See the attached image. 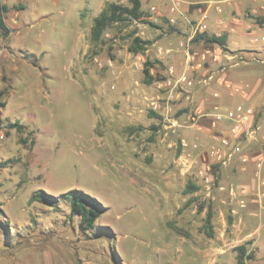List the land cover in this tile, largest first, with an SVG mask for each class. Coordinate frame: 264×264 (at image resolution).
<instances>
[{
    "label": "rangeland",
    "instance_id": "374dc122",
    "mask_svg": "<svg viewBox=\"0 0 264 264\" xmlns=\"http://www.w3.org/2000/svg\"><path fill=\"white\" fill-rule=\"evenodd\" d=\"M179 1L171 13L173 0H142L141 19L95 44L94 17L127 0H0V264H233L247 242V264H264V0ZM228 13L243 26L229 44L195 41ZM135 38L149 42L138 54ZM239 105L255 139L214 124V107ZM212 148L225 163L206 184ZM38 190L57 207L28 204ZM71 190L100 205L94 229L71 214Z\"/></svg>",
    "mask_w": 264,
    "mask_h": 264
},
{
    "label": "trees",
    "instance_id": "16d2710c",
    "mask_svg": "<svg viewBox=\"0 0 264 264\" xmlns=\"http://www.w3.org/2000/svg\"><path fill=\"white\" fill-rule=\"evenodd\" d=\"M127 2L128 5L107 3L99 14L94 17L90 28V40L92 43H98L110 26L130 20H139L143 17V11L141 10L142 0H127ZM7 11L8 7L5 4H0V31L4 37H8L9 35V28L4 22V14L7 13ZM195 41L217 44L224 48L226 37L224 35L217 37L203 33L198 35ZM133 44L134 45L130 48V51L134 54H138L144 50V46L142 45H148L149 42L141 41L139 38H135L133 40ZM145 64L147 65V63ZM143 74L145 78H147L148 82L154 81L149 75V70L147 68L143 69ZM0 107H3V104H0ZM9 127L14 128L17 131L22 129L21 126L17 124L9 125ZM1 128L2 120L0 119V130ZM196 189L197 188L193 185H188L185 192L186 194H189ZM61 197L69 204L71 214L80 217L79 226L83 230L94 229V223L100 216V205L94 198L78 190H71L63 194ZM34 202L45 203L51 205L52 207H57L58 205V199L56 196L47 194L42 190H38L30 196L28 204H32ZM1 213L2 212L0 210V215ZM210 219L211 214L209 212L205 220L206 225L210 224ZM249 244L250 242H247L234 249L236 258L233 264H247V262L252 259L253 255L248 250Z\"/></svg>",
    "mask_w": 264,
    "mask_h": 264
},
{
    "label": "built area",
    "instance_id": "2783aa9c",
    "mask_svg": "<svg viewBox=\"0 0 264 264\" xmlns=\"http://www.w3.org/2000/svg\"><path fill=\"white\" fill-rule=\"evenodd\" d=\"M180 7L179 0H173L172 7L170 9L171 13L178 11ZM217 10L219 11L220 8L218 7ZM151 11L155 12V8L152 7ZM252 26V25H251ZM206 26L203 24H198L196 31H205ZM211 117L214 120V124H227L229 126V130L233 137H238L241 134H245L249 136L250 139H255V134L259 131L258 127L254 126L255 123V114L254 112L249 109L245 108L241 105L235 106L230 109H226L225 111H219L218 107H214V113L211 114ZM264 139V136L262 137ZM215 141L218 143L219 147L227 148L230 146L231 141L230 137L225 136H214ZM183 146H187L186 142L182 141ZM196 147V145H193ZM238 149H235L237 151ZM231 156V155H228ZM225 156L220 154V149L212 148L209 159L206 160L205 158L202 160L201 167L197 170V177L199 180L209 184L213 180V172L214 168L213 165L215 163L223 162ZM243 162L246 159L242 160ZM242 194H246L247 191L245 189L241 190Z\"/></svg>",
    "mask_w": 264,
    "mask_h": 264
},
{
    "label": "crops",
    "instance_id": "0c3cea01",
    "mask_svg": "<svg viewBox=\"0 0 264 264\" xmlns=\"http://www.w3.org/2000/svg\"><path fill=\"white\" fill-rule=\"evenodd\" d=\"M210 2H212V1H210ZM207 15H208V12H207ZM207 15L205 14V18L207 17ZM217 15H219V14H217ZM207 18H208V21L212 22V24L208 23V25H207L205 23V26H206L205 31H208L207 33L211 32L212 36L224 35L226 37V42H228V44H229L228 38H229L230 34L235 33L237 31L243 29V26L241 24L237 25V24L232 23L231 13H228L227 16L225 17V19L220 18V16H217L216 18H211V17L210 18L207 17ZM216 56L218 58V55H216ZM219 59L221 60L222 58L219 57ZM220 80H222V79H220ZM232 96H234L233 92L228 93V97H225L228 99H225L224 96H221V100L218 102H220L223 105H231V102H230L231 99L235 98ZM221 125H224V124H221Z\"/></svg>",
    "mask_w": 264,
    "mask_h": 264
}]
</instances>
